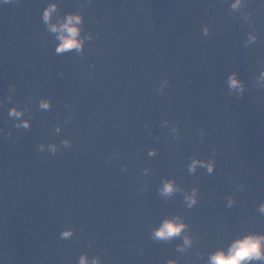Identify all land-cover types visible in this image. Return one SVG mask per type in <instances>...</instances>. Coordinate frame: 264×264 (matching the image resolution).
<instances>
[{"label": "water", "instance_id": "obj_1", "mask_svg": "<svg viewBox=\"0 0 264 264\" xmlns=\"http://www.w3.org/2000/svg\"><path fill=\"white\" fill-rule=\"evenodd\" d=\"M48 2L0 3V98L11 96L0 106V264H77L82 252L103 264H205L236 235L264 232V3L247 0L249 24L230 0H54L53 21L80 11L93 35L81 54L57 55L41 20ZM249 31L258 39L245 47ZM231 72L243 97L229 90ZM42 96L50 109L38 108ZM12 104L29 129L13 127ZM65 137L71 147L55 155L37 150ZM191 155L214 158L213 173L189 174ZM162 178L197 187V204L161 197ZM173 214L189 225L184 252L180 237L150 239ZM66 227L73 235L60 239Z\"/></svg>", "mask_w": 264, "mask_h": 264}, {"label": "clouds", "instance_id": "obj_2", "mask_svg": "<svg viewBox=\"0 0 264 264\" xmlns=\"http://www.w3.org/2000/svg\"><path fill=\"white\" fill-rule=\"evenodd\" d=\"M8 0H0V3H7ZM264 3V0H260ZM247 0H230L229 8L231 11H240L242 18L245 22L251 24L252 13L250 11H245ZM58 5L54 0H49L46 6L41 12V20L43 21L46 29L51 33L57 43L55 44L54 52L57 55L75 52L77 55L81 54L84 50V45L86 41H91L93 35L91 32H85L84 17L80 11L66 12L63 17L57 16L55 21H53V15L57 12ZM201 32L203 35L207 36L209 34V29L206 25L201 26ZM83 33V34H82ZM258 36L255 32L249 31L246 34V39L244 40V46L248 47L257 41ZM90 68H94L93 63L89 64ZM63 71L57 72L58 76H63ZM228 86L230 92L234 91L238 97H243L246 87L242 80L238 78L236 72H231L228 75ZM257 84L264 85V68H261L259 75L255 77ZM9 91L16 89L14 83L8 85ZM11 101L10 95H5L0 98V106H3L6 102ZM67 103V102H66ZM51 99L47 96H42L37 102L39 109L47 110L51 108ZM26 109L18 107L16 104H12L7 109V115L13 120V127L16 129H29L31 127L30 119H23ZM72 116H68L65 119V123L71 120ZM164 123H167L165 121ZM61 130L60 123L58 122L55 131L59 133ZM3 129H0L2 132ZM171 131L173 133H179V125L174 124ZM150 134V133H149ZM200 134H203V130H200ZM159 139V136L156 137ZM174 139H180V135H176ZM72 145V141L65 137L60 145L56 143L45 144L43 142L37 145V150L40 152H47L51 155H55L60 147L67 149ZM216 149H213L215 152ZM157 149H148L149 156H155ZM189 163L187 164V169L189 174H194L197 165L203 167L207 170L208 174H212L215 169V159L209 157L207 159L198 158L195 155L188 157ZM121 171H126V165L121 166ZM149 171L148 168L142 170V174L146 175ZM158 194L167 199L171 197L175 192H181L184 197L186 206L191 209L197 204L198 189L193 186L190 190H185L182 188L174 178H162L161 184L157 187ZM228 208H231L235 200L229 195L226 198ZM261 215H264V201H261L257 205L256 209ZM189 225L187 222L179 215L173 214L171 216L164 217L158 226H154L150 230V239L157 242H170L175 237H180L182 240L181 244L176 245V249L179 252H184L192 246L193 240L190 235L187 234ZM73 235V229L66 227L61 229L59 232L60 239H69ZM198 257L202 258L201 253H197ZM77 264H103V261L99 254L88 256L87 252H82L77 258ZM166 264H178L176 259H168ZM205 264H264V232H244L242 234L236 235L233 239L229 241L226 247L216 248L214 251L208 253L207 260Z\"/></svg>", "mask_w": 264, "mask_h": 264}]
</instances>
